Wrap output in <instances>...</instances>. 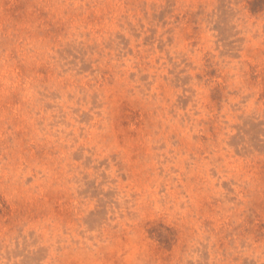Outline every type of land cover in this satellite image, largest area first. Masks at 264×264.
Returning a JSON list of instances; mask_svg holds the SVG:
<instances>
[{"label":"rangeland","instance_id":"rangeland-1","mask_svg":"<svg viewBox=\"0 0 264 264\" xmlns=\"http://www.w3.org/2000/svg\"><path fill=\"white\" fill-rule=\"evenodd\" d=\"M0 264H264V0H0Z\"/></svg>","mask_w":264,"mask_h":264}]
</instances>
